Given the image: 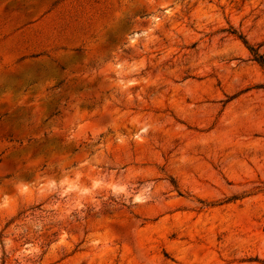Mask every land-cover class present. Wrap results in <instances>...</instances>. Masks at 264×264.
Instances as JSON below:
<instances>
[{"label":"rangeland","instance_id":"obj_1","mask_svg":"<svg viewBox=\"0 0 264 264\" xmlns=\"http://www.w3.org/2000/svg\"><path fill=\"white\" fill-rule=\"evenodd\" d=\"M0 264H264V0H0Z\"/></svg>","mask_w":264,"mask_h":264}]
</instances>
